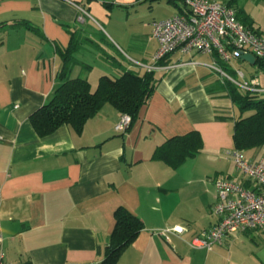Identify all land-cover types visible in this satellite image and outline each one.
Listing matches in <instances>:
<instances>
[{
  "label": "crops",
  "instance_id": "0c3cea01",
  "mask_svg": "<svg viewBox=\"0 0 264 264\" xmlns=\"http://www.w3.org/2000/svg\"><path fill=\"white\" fill-rule=\"evenodd\" d=\"M108 2L111 8L96 0L83 2L88 15L80 20L83 13L61 0H0V23L27 21L41 32H0V227L7 261L102 264L115 213L123 207L145 228L118 264H264V255L245 244L254 230L233 234L212 250L191 249L185 240L219 221L213 212L218 190L212 195L200 190L201 179L190 177L189 162L197 156L177 169L153 159L157 147L194 131L203 138L201 153L236 149L230 117L236 114L228 108L233 105L211 93L223 82L210 67L212 56L175 52L160 62L156 92L124 133L115 129L123 114L110 104L82 134L68 125L47 137L35 131L30 117L61 84L58 47L70 46L71 32L81 49L70 77L87 79L96 89L102 76L119 77L124 68L145 72L138 63L155 64L153 24L182 13L170 0ZM180 6L187 11L184 2ZM233 8L238 17L241 10L249 16L264 36L251 14ZM117 52L128 61L118 59ZM174 226L187 232L183 237L161 234Z\"/></svg>",
  "mask_w": 264,
  "mask_h": 264
},
{
  "label": "trees",
  "instance_id": "16d2710c",
  "mask_svg": "<svg viewBox=\"0 0 264 264\" xmlns=\"http://www.w3.org/2000/svg\"><path fill=\"white\" fill-rule=\"evenodd\" d=\"M111 8L108 0H96ZM184 0H170L172 4L186 13L180 6ZM238 0H232L229 6H236ZM239 19L249 28H253L252 19L241 10ZM25 28L38 35L41 32L27 21L0 23V32L10 29ZM72 41L67 49L58 47L62 58V68L58 73L61 84L56 89L51 100L38 109L30 117L31 123L40 137L55 133L64 125L71 126L77 134H82L87 122L96 117L107 104L115 107L121 114L132 118L130 127L140 117L141 110L147 106L157 90L161 78L155 71L139 72L121 69L119 77L102 76L96 89L83 78H71L70 73L76 62L75 55L81 49L75 32H71ZM114 62V60L111 59ZM256 65L264 66L257 60ZM117 67H120L118 64ZM217 89L211 93L221 94L238 108L239 114L230 115L234 119L233 138L235 148L247 155L262 151L264 148V94L245 92L231 82H217ZM227 115L225 114V117ZM129 127V128H130ZM204 147L200 132L194 131L184 136L169 139L157 147L153 154L154 160L163 161L174 169L179 168L187 160L195 158ZM116 227L105 249L102 264H118L123 253L130 248L145 226L143 221L125 208H119L115 213Z\"/></svg>",
  "mask_w": 264,
  "mask_h": 264
},
{
  "label": "built area",
  "instance_id": "2783aa9c",
  "mask_svg": "<svg viewBox=\"0 0 264 264\" xmlns=\"http://www.w3.org/2000/svg\"><path fill=\"white\" fill-rule=\"evenodd\" d=\"M61 1L79 9L83 13L80 20L84 19L85 14L88 15L81 4L89 0ZM183 2L186 13L176 14L153 24V35L158 42L155 64H138L147 71H156L163 69L160 62L172 53L207 54L213 57L210 67L219 74L223 82H231L245 92L264 93L258 78L249 80L245 72L231 68L234 61L241 60L244 54H252L257 60L264 62V36L246 26L239 19L237 10L225 3L217 0ZM131 123V116L123 114L115 129L124 133ZM230 155L243 180H215L218 202L213 212L219 221L212 229L185 240L193 250H212L217 245H223L233 234L249 230L264 232V148L258 159L250 158L238 149L232 150ZM186 232V228L174 226L162 230L161 234L166 238L170 235L183 237ZM0 264H15L6 259L1 227Z\"/></svg>",
  "mask_w": 264,
  "mask_h": 264
},
{
  "label": "rangeland",
  "instance_id": "374dc122",
  "mask_svg": "<svg viewBox=\"0 0 264 264\" xmlns=\"http://www.w3.org/2000/svg\"><path fill=\"white\" fill-rule=\"evenodd\" d=\"M223 3H229L232 0H219ZM238 8H243L249 14L252 15L257 21V23L264 30V0H238L236 5ZM112 52H115L112 50ZM118 59L124 62L128 61L125 56L120 55L118 52L116 53ZM87 59L90 61H97L96 58L90 57L89 55H85ZM109 64V63H108ZM230 67V66H229ZM227 67L228 69H230ZM231 68L240 69L248 76V79L251 80L253 77L258 76L260 78L262 87L264 88V66L254 65L250 66L247 63L241 62V60H235L232 64ZM253 69V70H252ZM98 71V70H97ZM234 74V73H233ZM253 76V77H251ZM213 77H216L213 75ZM264 94V93H263ZM227 106V105H226ZM228 107V106H227ZM230 110L236 114V116L240 113L238 108L232 107L231 105L228 107ZM231 112V111H230ZM232 113V112H231ZM258 156L261 154V151ZM248 156V155H247ZM257 156V157H258ZM250 158H255V154H249ZM190 171L189 175L191 178H200V184L197 188H204L205 190H209L212 195L215 191V180L218 178L225 177L227 173H232L235 175L237 181H242L243 176L236 168L232 157L230 154L223 152L218 155H212L207 152L201 153L197 155V157L189 162ZM249 238H247L245 244L249 248H253V252H257L258 255H264V233H258L253 231L251 232Z\"/></svg>",
  "mask_w": 264,
  "mask_h": 264
},
{
  "label": "water",
  "instance_id": "95a60500",
  "mask_svg": "<svg viewBox=\"0 0 264 264\" xmlns=\"http://www.w3.org/2000/svg\"><path fill=\"white\" fill-rule=\"evenodd\" d=\"M241 60L249 62L252 65H255L257 62V59L252 54H244L241 56Z\"/></svg>",
  "mask_w": 264,
  "mask_h": 264
}]
</instances>
